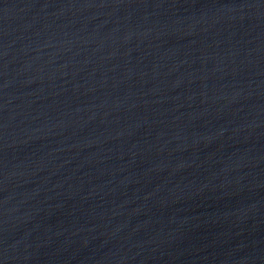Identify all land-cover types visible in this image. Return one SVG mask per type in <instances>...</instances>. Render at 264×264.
Here are the masks:
<instances>
[{"label": "water", "instance_id": "obj_1", "mask_svg": "<svg viewBox=\"0 0 264 264\" xmlns=\"http://www.w3.org/2000/svg\"><path fill=\"white\" fill-rule=\"evenodd\" d=\"M0 264H264V174L171 0H0Z\"/></svg>", "mask_w": 264, "mask_h": 264}]
</instances>
